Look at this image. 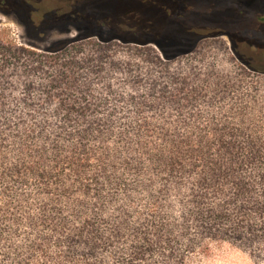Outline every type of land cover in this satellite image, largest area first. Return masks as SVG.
<instances>
[{
	"label": "trees",
	"instance_id": "1",
	"mask_svg": "<svg viewBox=\"0 0 264 264\" xmlns=\"http://www.w3.org/2000/svg\"><path fill=\"white\" fill-rule=\"evenodd\" d=\"M83 22L47 48L0 27V264H264V64Z\"/></svg>",
	"mask_w": 264,
	"mask_h": 264
},
{
	"label": "rangeland",
	"instance_id": "2",
	"mask_svg": "<svg viewBox=\"0 0 264 264\" xmlns=\"http://www.w3.org/2000/svg\"><path fill=\"white\" fill-rule=\"evenodd\" d=\"M55 10H61L64 20H45ZM26 15L33 18L34 28ZM90 18L107 21L111 26L106 32L112 36L157 39L169 51L195 50L206 37L223 34L212 43L222 54L232 42L247 61L264 64V0H0V27H10L22 41L40 48L77 36ZM203 264L263 263L227 245Z\"/></svg>",
	"mask_w": 264,
	"mask_h": 264
},
{
	"label": "flooded vegetation",
	"instance_id": "3",
	"mask_svg": "<svg viewBox=\"0 0 264 264\" xmlns=\"http://www.w3.org/2000/svg\"><path fill=\"white\" fill-rule=\"evenodd\" d=\"M62 9H64V8L62 7Z\"/></svg>",
	"mask_w": 264,
	"mask_h": 264
}]
</instances>
